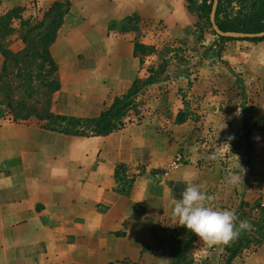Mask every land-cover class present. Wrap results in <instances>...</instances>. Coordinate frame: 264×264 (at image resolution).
Wrapping results in <instances>:
<instances>
[{
	"label": "rangeland",
	"instance_id": "374dc122",
	"mask_svg": "<svg viewBox=\"0 0 264 264\" xmlns=\"http://www.w3.org/2000/svg\"><path fill=\"white\" fill-rule=\"evenodd\" d=\"M55 2L58 4L54 5ZM76 8L70 0H0V42L10 51L8 55L0 53V161L3 164L11 158H20L25 130L5 126L33 125L47 129L43 124L55 120L48 118L50 113L96 117L132 85L131 82L119 84L118 70L105 67L106 55L100 44L106 38H119L123 32L136 35L131 38L134 41L146 26H141L138 16L130 15L120 28L111 23L108 36L91 37L87 25L91 17L83 24L87 6ZM187 8L195 17L193 40L182 43L169 38L145 44L151 50L139 56L141 73L136 79L144 81L152 76L154 81L142 86L134 97L135 106L122 116L121 128L149 120L159 136L155 158L147 156L152 161L147 165L122 163L118 169V187L125 193L130 191L137 175L152 180L158 188L154 200L155 213L159 211V214L152 239L136 257L109 264H172L170 242L177 240L182 241L180 248L185 257L178 264H223L230 254L227 245L209 248L194 233L173 224L172 208L190 183L199 184L202 191L216 196L213 207L233 210L239 218L237 224L245 219L252 224V230L243 231L230 243L232 247L240 244L231 264H246L249 255L264 243V126L261 125L264 85L241 76L243 72H236L221 60L219 51L226 41L221 49L219 35L213 27L196 9L189 8L188 1ZM104 11L108 12L107 6ZM55 30L57 37L50 45L57 64L53 69L43 59L42 50L45 33ZM204 58L210 70L214 63L221 67L219 86L213 83L211 72L202 73ZM160 95L165 100L160 101ZM249 112L257 117L258 126L247 140L243 118ZM180 114L183 121L178 120ZM59 133L67 138L79 136ZM217 148L223 158L207 160L206 155ZM178 152H182L183 162L176 160ZM2 166L0 192L6 193L9 172ZM243 170V183L238 186L225 183L228 172Z\"/></svg>",
	"mask_w": 264,
	"mask_h": 264
},
{
	"label": "crops",
	"instance_id": "0c3cea01",
	"mask_svg": "<svg viewBox=\"0 0 264 264\" xmlns=\"http://www.w3.org/2000/svg\"><path fill=\"white\" fill-rule=\"evenodd\" d=\"M70 2L74 9L87 6L83 24L91 17L87 24L91 37L108 36L111 23L120 28L130 15L138 16L141 26H146L134 41L131 38L136 35L123 32L100 44L105 67L118 70L119 84H132L141 73V59L135 55L137 40L144 44L169 38L182 43L193 40L195 17L188 11L187 0ZM219 53L233 70L244 73L241 76L264 85V40H228ZM206 62L204 58L202 73L211 72L213 83L219 86L221 67L214 63L210 70ZM18 127L25 129L20 158L5 164L0 161L9 172L8 192H0V264H109L139 255L151 241L158 219V188L137 175L125 193L118 187L116 170L122 163L147 165L152 161L148 155L155 158L159 136L154 124L147 120L108 135L70 138L33 125L4 128ZM246 264H264V243Z\"/></svg>",
	"mask_w": 264,
	"mask_h": 264
},
{
	"label": "trees",
	"instance_id": "16d2710c",
	"mask_svg": "<svg viewBox=\"0 0 264 264\" xmlns=\"http://www.w3.org/2000/svg\"><path fill=\"white\" fill-rule=\"evenodd\" d=\"M189 3V8L196 9L202 18L212 26L210 21V13L212 10V5L214 0H187ZM58 2H55L54 5H57ZM216 21L218 26L224 31H240V32H261L264 31V0H219ZM58 25H61V22H58ZM214 33H216L214 31ZM217 34V33H216ZM57 37V31H47L43 37L44 48L42 50V57L45 61L51 65L53 69L57 68L56 61L54 60L51 51L50 45L55 41ZM232 39L239 40H251V41H262V37H245V38H232L219 36L218 45L222 49L223 42ZM151 49L149 46L141 42H135V55L141 56L146 54ZM10 51L7 47L3 46L0 42V53L8 55ZM154 81L152 76H149L146 80L140 81L135 79L128 89L127 92L122 95L116 96L105 110L101 112L99 116L92 118H81L73 115H64L52 113L48 114V118L54 117L55 120L50 123L43 124V127L56 130L65 134H73L79 136H90V135H108L113 131L118 130L124 125L122 116L127 112L131 106L134 105V97L140 91L143 85L150 84ZM59 86H57L58 88ZM29 115V114H27ZM39 118H43L42 115H39ZM179 121H183L184 117L182 114L179 115ZM244 124V134L246 135L247 140L252 134V130L258 126V119L252 113L245 114L243 118ZM122 165V164H120ZM119 165V166H120ZM116 170V175L118 177V169ZM124 191V190H122ZM174 239V238H172ZM182 241L172 243L170 242V256L172 264H178L185 257L182 255L180 244ZM191 243V242H190ZM188 244V243H185ZM192 245V244H191ZM239 245V246H238ZM237 246L227 245V251L230 252L225 258L223 264H231L233 259L238 253L240 244ZM177 255V259L174 257Z\"/></svg>",
	"mask_w": 264,
	"mask_h": 264
},
{
	"label": "clouds",
	"instance_id": "9594fccd",
	"mask_svg": "<svg viewBox=\"0 0 264 264\" xmlns=\"http://www.w3.org/2000/svg\"><path fill=\"white\" fill-rule=\"evenodd\" d=\"M205 158L214 162L222 159L223 153L217 148ZM243 173L244 170L240 173L230 171L224 181L230 186H238L243 183ZM181 197L171 211L173 224L185 227L209 248L228 245L243 231L252 230V224L246 219L237 224L239 218L233 210L213 207L216 196L202 191L199 184H188Z\"/></svg>",
	"mask_w": 264,
	"mask_h": 264
},
{
	"label": "water",
	"instance_id": "95a60500",
	"mask_svg": "<svg viewBox=\"0 0 264 264\" xmlns=\"http://www.w3.org/2000/svg\"><path fill=\"white\" fill-rule=\"evenodd\" d=\"M219 0H214L213 5H212V10L210 13V21L212 24L213 29L216 31V33L219 36H224V37H232V38H245V37H262L264 36V31L261 32H255V33H250V32H240V31H224L222 30L216 21V13H217V8H218Z\"/></svg>",
	"mask_w": 264,
	"mask_h": 264
},
{
	"label": "built area",
	"instance_id": "2783aa9c",
	"mask_svg": "<svg viewBox=\"0 0 264 264\" xmlns=\"http://www.w3.org/2000/svg\"><path fill=\"white\" fill-rule=\"evenodd\" d=\"M261 125L264 126V123H261ZM176 160H177L178 162H183V160H184V156H183L182 152H178V153H177Z\"/></svg>",
	"mask_w": 264,
	"mask_h": 264
}]
</instances>
